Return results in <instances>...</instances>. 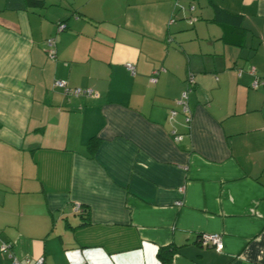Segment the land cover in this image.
<instances>
[{"label":"crops","instance_id":"crops-1","mask_svg":"<svg viewBox=\"0 0 264 264\" xmlns=\"http://www.w3.org/2000/svg\"><path fill=\"white\" fill-rule=\"evenodd\" d=\"M38 257L264 264V0H0V264Z\"/></svg>","mask_w":264,"mask_h":264},{"label":"built area","instance_id":"built-area-1","mask_svg":"<svg viewBox=\"0 0 264 264\" xmlns=\"http://www.w3.org/2000/svg\"><path fill=\"white\" fill-rule=\"evenodd\" d=\"M192 8V6H191ZM63 24H59V28H62ZM47 42L49 44L52 43V39H48ZM127 66L129 69L133 70V66L131 63H127ZM55 84L63 87L65 92H69L72 94H84V93H90V89H85V88H80V87H75L71 88L65 84V82L61 80H56ZM188 92V88L184 90L181 94V96L177 99V103L182 105L183 110H186V94ZM198 243L202 246H214L217 249H220L222 247V243L220 240V235L217 232H202L201 234L198 235ZM42 257H38L33 261L32 264H42Z\"/></svg>","mask_w":264,"mask_h":264},{"label":"trees","instance_id":"trees-1","mask_svg":"<svg viewBox=\"0 0 264 264\" xmlns=\"http://www.w3.org/2000/svg\"><path fill=\"white\" fill-rule=\"evenodd\" d=\"M165 248L166 247H161L157 252V255L162 259H165V257H167V259L169 258V255L167 254V250Z\"/></svg>","mask_w":264,"mask_h":264}]
</instances>
